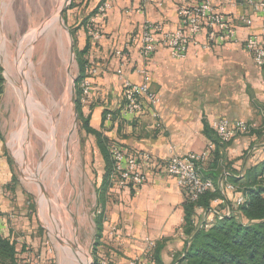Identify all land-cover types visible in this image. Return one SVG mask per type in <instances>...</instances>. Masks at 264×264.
I'll return each mask as SVG.
<instances>
[{"label": "crops", "instance_id": "1", "mask_svg": "<svg viewBox=\"0 0 264 264\" xmlns=\"http://www.w3.org/2000/svg\"><path fill=\"white\" fill-rule=\"evenodd\" d=\"M235 1L236 5H232L227 0H214L215 10L224 14L235 28V38L228 43H214L211 51L191 47L187 58L178 59L163 46L161 33L155 36L156 51L144 58L140 45L144 26L149 21L162 26L164 32L176 30L181 26L178 9L200 0H75L67 19L68 29L75 50L80 53L86 49L83 60L87 62V73L91 68L97 70L90 78L91 89L82 107L83 116L89 119L91 128L101 133L105 140L102 147L109 153L116 147L127 156L148 154L151 159L142 167L146 177L143 185L122 189L112 176L105 183L106 160L102 147L93 135L87 134L94 139L85 145L86 165L83 161L82 167L79 162L77 165L74 147L66 150L63 144V152L58 147L60 162L49 158L45 144L39 163L32 169L31 156L36 147L21 139L29 116L28 109L26 113L22 111L21 127L17 132L11 131L6 146L12 155H5L0 142V233L15 241L18 264H52L47 238L53 235L58 245L68 248L62 237L75 244L63 234L54 217L56 225L51 227L46 214L51 213L52 202L54 205L63 198L68 184L74 190L77 188L75 179L81 172V178L85 179L83 197L91 189L94 197L91 205L95 210L96 228L93 257L106 258L109 264H129L134 258L147 254L145 240L151 239L157 244L155 259L163 264H175L187 249L183 230L187 197L167 173L171 149L174 148L178 156L186 157L213 145V152L200 164L199 170L203 178L213 181L220 190L228 185L229 177L241 178L247 169L264 162V67H258L245 48L250 36L258 37L264 46V11H254L246 0ZM104 2L111 4V10L108 19L96 27L100 33L97 40L90 35L93 26L86 30L81 25L88 20V24L91 23ZM140 8L142 12H138ZM243 15L253 20L250 27L240 22ZM5 19L0 11V41L4 40L7 58L16 61L20 48L16 47L13 57L4 31ZM36 37L37 34L32 44ZM203 38L200 35L197 39ZM0 60L4 73L1 51ZM120 69L123 79L133 84H142L143 72H148L150 90L158 94L160 105L152 109L144 102L141 113L121 117L125 100L124 81L117 74ZM154 111L159 114L158 119ZM108 115L112 116L111 121L107 120ZM222 119L231 125L245 122L253 131L240 134L228 144L221 143L211 124ZM2 134L0 128L1 137ZM15 139L19 143L18 148L13 149ZM63 177L66 181L61 184ZM47 180L53 181V187L59 185L56 201L48 193ZM24 184L36 185L33 202ZM66 209L71 211L69 204ZM227 212L230 213V207ZM98 217L102 221L101 232ZM214 218L209 210L200 225L212 223ZM112 229L117 230L116 234H112Z\"/></svg>", "mask_w": 264, "mask_h": 264}, {"label": "rangeland", "instance_id": "2", "mask_svg": "<svg viewBox=\"0 0 264 264\" xmlns=\"http://www.w3.org/2000/svg\"><path fill=\"white\" fill-rule=\"evenodd\" d=\"M62 1L63 0H4V3H2L3 0H0V11L6 16L4 31L8 38V49L11 54L13 53L12 56L14 57L16 47L18 49L20 48L16 61L8 59L5 55L4 40L0 41V51L4 65V85L3 93L0 97V128L3 134L2 137L0 136V142L3 143L5 155H9V153L12 155L10 150H7L6 147L9 134L12 130L17 132L24 120V114L21 111L24 97H22L19 92L17 85L28 89L26 81H30L34 86L32 92L35 97H42V99L46 98L49 89L52 92L53 104H55L53 107L58 108L59 106L54 116H57V119L59 118V149L62 150V133L65 134V131L67 133L71 127H75L76 131L73 135L75 144L71 143L70 146H75V162H79L82 167V161L84 165H86L85 145L86 143H91L94 138L87 135L82 129L77 109L78 87L76 84L79 77V59L77 54L79 52L75 50L67 25V19L70 16L69 11L74 7L75 0H68L63 7H60ZM59 9H64L62 17L58 15L60 12ZM55 15H57V18L61 19V22H58L59 28L54 29L55 27L53 26V30H46L48 25L57 20L56 18L52 21ZM42 29L46 32L32 44L31 41L34 39L33 37L35 34L38 35ZM29 57H31V59ZM52 82L53 86L51 85ZM10 86L12 87L11 89H9ZM41 86H43L45 90H43ZM60 111H63V115L61 116L60 114L58 115ZM74 111L77 112L75 113ZM17 121L18 123H16ZM21 139L27 144L32 143L33 147L34 145L36 147L31 156V167L33 169L41 159L45 144L49 147L50 143L47 130L43 127L36 113L29 114ZM59 140L62 142L60 141V143ZM14 141L15 142L12 144L13 149L16 147L18 148L19 143L18 139ZM49 158L53 160L57 159L52 156ZM81 174L79 173L78 177L75 179L77 188L74 190L72 185L68 184L63 191V198L60 197L57 201L55 194L59 185L53 187V181L47 180V184L49 185L48 193L51 199L56 201L54 205L52 202L51 213L46 214L47 222L51 227L55 226L54 217V219L60 223V230H62L63 234L72 239L78 247L76 249L77 252L73 255L70 252L71 248L69 246L67 248L58 245V241L55 240L54 235L53 237H48L47 239L49 240L47 241H49V248L52 252L50 255H53L52 264H86L94 256V249L92 250L94 245H92V242L96 229L93 223V213L95 210L91 207L94 203V197L92 189L89 194L83 197L82 183L85 179L81 178ZM65 181L66 177H63L60 183L63 184ZM23 186L25 191L31 192L29 196L33 202L37 195L36 185L24 184ZM86 200L89 201L88 204L85 202ZM68 204L71 211L66 209ZM35 211L36 210L33 212L34 217H36ZM78 232H81L82 235ZM78 252L83 253L82 258L79 257ZM69 253H71L73 257Z\"/></svg>", "mask_w": 264, "mask_h": 264}, {"label": "built area", "instance_id": "3", "mask_svg": "<svg viewBox=\"0 0 264 264\" xmlns=\"http://www.w3.org/2000/svg\"><path fill=\"white\" fill-rule=\"evenodd\" d=\"M142 1L147 2L148 0ZM227 1L232 5H236L237 3L235 0ZM246 3L256 12L260 10L264 11V1L246 0ZM110 10L111 4L109 2H104L98 7L97 14L91 21L93 29L90 30V35L94 39L98 40L100 38V33L96 27L108 19ZM142 11L141 8L138 10V12ZM178 15L181 20V26L171 32H164V29L159 24H154L149 21L146 22L144 32L140 38L141 54L144 58L151 56L156 51L157 44L155 36L159 33L163 35V46L170 51L173 57L178 59L187 58L191 47L198 48L200 51H211L214 43H228L235 38V28L224 14L218 13L215 10L214 0H200V2L194 5H183L178 9ZM240 22L246 27H250L253 24V20L245 15L240 17ZM200 35H203V40L197 39ZM245 48L252 55L255 64L260 68L264 67V46L258 37L250 36L245 42ZM89 73V75H94L97 73V70L91 68ZM117 74L124 81L125 103L120 112L121 117L135 116L141 113L144 102L148 103L152 109L160 105L161 100L158 94L150 90L148 72H143L145 81L142 84H133L123 79L121 69L118 70ZM90 89V78H86L81 83V91L84 99L88 97ZM153 115L156 119L159 118V114L156 111L153 112ZM107 120L111 121L112 116L108 115ZM211 128L217 138L225 144L230 143L240 134H249L253 131V127L245 122H238L231 125L226 119L214 121L211 124ZM213 150V145H210L201 153H191L186 157H180L176 154L174 148L171 149L166 165L167 173L176 180L177 185L185 191L191 202L198 201L207 192H215L217 190L213 181L203 178L199 170L200 164L207 161ZM110 156L113 162L111 176L116 178V182L120 188L141 186L145 183L146 177L142 173V167L145 161L147 162L151 159L148 154L130 157L115 147L111 150ZM234 190L235 187L228 184L220 192L225 197L226 191ZM223 202L221 199L214 200L215 205ZM244 203L245 198L243 196L239 197L236 201L238 206ZM210 211H212L214 217L223 218L230 216L228 212L223 213L216 209ZM116 232V229H112V234H116ZM145 245L147 254L143 257L134 258L129 264H158L154 255L157 248L156 242L151 239H146ZM90 262L93 264H109L106 258L97 259L92 257Z\"/></svg>", "mask_w": 264, "mask_h": 264}, {"label": "trees", "instance_id": "4", "mask_svg": "<svg viewBox=\"0 0 264 264\" xmlns=\"http://www.w3.org/2000/svg\"><path fill=\"white\" fill-rule=\"evenodd\" d=\"M88 22L89 20L84 22L82 28L89 30L93 26ZM85 52L86 49L77 54L79 59V77L76 84L77 109L82 129L93 135L98 145L102 147L105 142L103 136L91 128L89 119H85L82 112L87 98L84 99L82 96L81 83L93 76L87 73V62L83 60ZM3 85L4 76L0 63V97ZM102 150L106 160L105 183H107L113 171V162L110 153L104 147ZM228 184L235 187V190L226 191L225 197L221 195L216 184L215 192L205 193L196 202H191L186 194L183 230L187 238V249L184 256L175 260V264H264V162L247 169L241 178L229 177ZM241 196L245 198V203L238 206L236 201ZM216 199L224 202L215 205ZM227 207H230L229 217H215L212 223L208 225L204 223L201 227V220L207 211L216 209L227 213ZM101 222L99 218V222L97 221L99 232L102 230ZM100 237L101 233L97 238ZM17 255L15 241L0 233V264H18ZM157 263L163 264L158 260Z\"/></svg>", "mask_w": 264, "mask_h": 264}, {"label": "bare ground", "instance_id": "5", "mask_svg": "<svg viewBox=\"0 0 264 264\" xmlns=\"http://www.w3.org/2000/svg\"><path fill=\"white\" fill-rule=\"evenodd\" d=\"M68 0H63L61 2V6L60 7H63L66 3H67ZM60 10V9H59ZM58 22L60 23L61 22V19L60 18H57L56 21H54L53 23H51L50 25H46V30L47 29H50V30H53V26L55 27L54 29L56 28H59L58 26ZM50 32V31H49ZM2 39V38H1ZM3 40V39H2ZM69 70V69H68ZM70 72V71H69ZM53 76V75H52ZM26 85L28 86V89H25V88H22L20 86L17 85L18 89H19V92L21 93L22 97L23 98V103H22V109L21 111H23V113H26V110L28 109V112L29 114L31 113H36V115L38 116V119L42 122V125L43 127L46 128L47 130V134L49 135V138H50V143H49V147H48V154H49V157L52 156V157H55L59 158V150H58V133H59V129H58V126H59V118L57 119L55 116V112H57L56 109L59 108H56V107H53V97H52V92L48 89V92H47V96L46 98H43L42 97H35V95L33 94V90H34V86L32 84V82L30 81H26ZM53 86V82L51 84ZM25 87V86H24ZM44 89L43 86H41ZM12 87L10 86L9 89H11ZM46 93V92H45ZM65 96V95H64ZM68 96V95H66ZM21 97V98H22ZM35 97V98H34ZM65 98H68V97H65ZM70 100V99H69ZM69 104V103H68ZM72 104V103H71ZM74 108V107H73ZM75 112V111H74ZM73 112V113H74ZM71 113V112H70ZM60 114L63 115V111H60L58 113V115ZM70 116V115H69ZM73 119V118H72ZM71 120V119H70ZM62 121V120H61ZM72 122V121H70ZM69 123V122H68ZM61 124V123H60ZM68 125V124H67ZM66 126V125H65ZM73 126V125H72ZM63 128V127H62ZM61 128V129H62ZM65 128V127H64ZM65 131V130H64ZM76 131L75 127H71L67 133L65 131V134L62 133V139H63V142L61 140H59V142L61 141L62 144H63V148H66L69 149L70 147V144L73 143L75 144V139L73 138L74 136V132ZM61 132V131H60ZM61 136V135H60ZM60 142V143H61ZM75 148V146H74ZM71 150V149H70ZM69 150V151H70ZM65 151V150H64ZM72 151V150H71ZM63 152V149L62 151ZM66 152V151H65ZM64 152V153H65ZM73 152V151H72ZM71 152V153H72ZM68 153V152H67ZM47 155V154H46ZM63 156V155H62ZM73 158V157H72ZM72 161V160H71ZM76 161V160H75ZM58 162H60L58 160ZM73 162V161H72ZM78 163V162H77ZM60 164V163H58ZM74 164V163H73ZM73 166V165H72ZM71 166V168H72ZM76 166V165H74ZM71 171V169H70ZM75 171V170H74ZM77 252V251H76ZM78 255L80 258H82V255L83 253H80L78 252ZM80 260V259H79Z\"/></svg>", "mask_w": 264, "mask_h": 264}, {"label": "water", "instance_id": "6", "mask_svg": "<svg viewBox=\"0 0 264 264\" xmlns=\"http://www.w3.org/2000/svg\"><path fill=\"white\" fill-rule=\"evenodd\" d=\"M63 11H64V9H61L60 10V12L58 13V15L60 16V17H62L63 16ZM57 15H55L53 18H52V21L53 20H55L57 17H56ZM51 21V22H52ZM44 29H42L41 31H40V33L37 35V37L35 38V40L36 39H38L44 32H45V30L43 31ZM0 63H1V60H0ZM77 111H75V113H76ZM39 185H40V189H41V191H42V193L44 192V190H43V186L41 185V183L39 182ZM208 212V214H209V211H207ZM61 235H59V237H60ZM63 238V240H64V242L66 243V245L67 246H69L70 248H71V250L75 253L76 252V249L78 248L75 244H72V243H70V242H68L66 239H64V237H62ZM86 264H93V263H91L90 261L89 262H87Z\"/></svg>", "mask_w": 264, "mask_h": 264}]
</instances>
